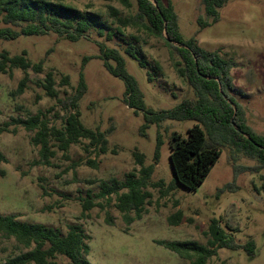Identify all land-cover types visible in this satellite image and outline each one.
Returning <instances> with one entry per match:
<instances>
[{"label": "rangeland", "instance_id": "obj_1", "mask_svg": "<svg viewBox=\"0 0 264 264\" xmlns=\"http://www.w3.org/2000/svg\"><path fill=\"white\" fill-rule=\"evenodd\" d=\"M129 1L131 8L121 0L65 1L81 12L99 15L117 33L111 41L92 30L90 37L77 41L53 32L0 40V51L11 55L27 51L33 63L44 62L43 73L29 70L30 82L21 95L15 91L24 72L14 69L0 74V128L4 129L0 132V150L7 158L0 162V214H14L21 222L44 224L63 234L70 224L82 225L90 238L87 258L92 264H191L158 244V240L207 244L209 227L216 219L228 239L241 245L252 239L255 254L243 248H225L209 264H264V167L226 142L225 132L200 124L208 142L217 143L222 154L195 191L179 185L170 159L172 135L178 132L188 137V130L199 122L166 119L144 128L146 113H136L130 106L124 79L109 73L104 61L97 58L99 43L122 51L132 45L141 51L136 53L137 57L123 55L127 71L143 92L147 110H170L183 100L196 98L187 79L176 71L177 53L164 40L133 27L123 28V33L116 31L119 25L111 16L110 7L128 17L137 10L136 0ZM172 2L186 40L194 37L202 48L234 62L230 94L239 103L249 126L264 134V0H228L220 8L219 20L207 27L199 23V19L209 20L202 0ZM1 27L6 25L0 17ZM87 57L94 58L85 63ZM142 58L146 65L140 63ZM49 70L56 74L58 98L48 97L40 85ZM82 73L88 91L79 104L81 120L92 130L106 133L111 129L106 133L109 151L97 154L84 140L72 145L66 154L57 151L51 165L41 164L40 147L32 142L34 132L15 120L41 111L51 125L61 127L66 114L61 101L74 93ZM64 75L70 77V85L62 83ZM159 137L162 146L155 164ZM135 151L145 156L146 165L155 164L147 188L152 196L142 218L128 225L114 197L111 201L95 198L100 205L83 215V200L100 192L102 180H124L126 174L140 169ZM93 160L96 165L89 163ZM179 216L181 219L175 225L173 222ZM28 250L14 238L0 235V264ZM56 261L70 262L64 256H58Z\"/></svg>", "mask_w": 264, "mask_h": 264}, {"label": "trees", "instance_id": "obj_2", "mask_svg": "<svg viewBox=\"0 0 264 264\" xmlns=\"http://www.w3.org/2000/svg\"><path fill=\"white\" fill-rule=\"evenodd\" d=\"M65 1L67 0H0L1 22L6 25L0 28V40H14L21 35H46L53 32L66 40L77 41L90 37L91 30L109 41L116 36L117 33L111 30L99 15L81 12L67 5ZM121 1L128 8L132 7L129 0ZM227 2L228 0H202L209 20L199 19L200 25L207 27L217 22L220 18V8ZM136 8L135 14L123 17L119 10L110 7L111 16L116 18L119 25L116 31L123 33V28L133 27L164 40L166 45L177 53L179 59L175 61L176 71L187 79L196 98L183 100L170 110H147L143 92L135 77L127 71L123 55L128 53L137 57L136 53L141 54V51L132 45L122 51L117 47L99 43L100 55L97 58L104 61L109 73L124 79L130 106L136 109V113L140 110L146 113L147 124L144 128L150 123L166 119H189L199 122L188 130V137L178 132L172 135L170 159L175 181L187 190L195 191L208 177L222 154L217 143L208 142L206 132L200 124L225 132L226 142L257 159L260 167H264V134L255 132L249 126L239 103L230 94L233 87L230 72L234 62L223 58L216 51L202 48L194 37L186 40L180 31L179 17L172 0H136ZM165 35L177 44L170 42ZM27 55V51L17 55L0 51V74L11 73L14 69L24 72V77L15 91L18 95L23 94L28 87L30 69L36 73L44 72V62L33 63ZM92 58L94 57L85 58V63ZM140 63L146 65L143 58ZM62 83L70 85V77L64 75ZM40 85L48 97H59L56 74L53 71L46 72ZM87 91L88 85L82 73L74 93L61 101L66 110L61 127L51 125L46 113L41 111L27 119L15 120L27 131L34 132L32 142L40 147L41 164L51 165V159L56 156L57 151L66 154L72 145L80 144L84 140L89 141L87 147L93 148L97 154H106L109 151L106 133L111 132V129L106 133L92 130L81 120L79 104ZM3 131L4 129L0 128V132ZM161 146L162 140L159 137L155 164L158 163ZM134 156L140 169L126 174L124 180H102L100 192L95 197L88 195V198L83 200V215L100 205L96 203L95 198L111 201L114 197L116 207L128 225L142 218L146 204L150 203L152 196L147 188L151 185L155 164L146 165L145 156L138 151L134 152ZM4 161H7V158L0 150V162ZM89 163L96 165L94 160ZM94 182L96 181L91 180V183ZM101 207H104L103 204ZM132 212L135 216L131 215ZM180 219V216L176 217L173 223L177 225ZM0 235L14 238L20 245L29 249L4 264H58V256L68 258V264H92L87 258L91 250L88 243L90 238L80 224H70L67 233L63 234L60 229L44 224L21 222L14 214H0ZM209 236L207 244L165 240H158L157 243L189 260L191 264H209L219 250L225 248H243L249 254H255V242L252 239L243 245L237 244L228 239L226 231L216 219L212 220L209 227Z\"/></svg>", "mask_w": 264, "mask_h": 264}, {"label": "water", "instance_id": "obj_3", "mask_svg": "<svg viewBox=\"0 0 264 264\" xmlns=\"http://www.w3.org/2000/svg\"><path fill=\"white\" fill-rule=\"evenodd\" d=\"M166 38L168 39L167 35H165ZM169 40V39H168ZM170 42H172L173 44H177L175 41L169 40Z\"/></svg>", "mask_w": 264, "mask_h": 264}]
</instances>
